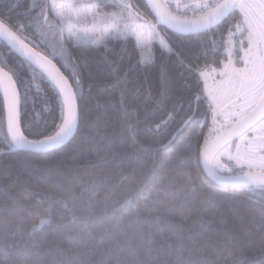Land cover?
<instances>
[{"label": "snow or ice", "instance_id": "6c2138e0", "mask_svg": "<svg viewBox=\"0 0 264 264\" xmlns=\"http://www.w3.org/2000/svg\"><path fill=\"white\" fill-rule=\"evenodd\" d=\"M105 161L148 191L96 217ZM5 168L0 264H264V0H0Z\"/></svg>", "mask_w": 264, "mask_h": 264}, {"label": "trees", "instance_id": "16d2710c", "mask_svg": "<svg viewBox=\"0 0 264 264\" xmlns=\"http://www.w3.org/2000/svg\"><path fill=\"white\" fill-rule=\"evenodd\" d=\"M104 102V97H100V103ZM206 131V129H205ZM142 140L148 139L147 137L142 136ZM104 145L100 144L97 146L98 150L102 153L104 150ZM134 156L133 155H127L125 156L123 162L120 164V169L127 170L128 166L133 163ZM5 164H7V160L5 161ZM18 168H23L24 167V162L21 161L18 165ZM116 167V162L115 161H105L103 163L98 164L95 168H92L88 170L91 173V176H103L108 173H111L107 184L109 186H115L114 192L111 194V198L107 201L104 200L105 196V189L102 188L97 200V203L95 204L94 208V216L96 217H102L105 214V208L110 212L119 202L121 199H123V193L124 189L129 187V186H134L136 187V194L135 198L133 201L134 206L139 205L141 202L140 200V195L143 193L141 192V189H143V192L148 191V187L145 185V177L141 176L140 174H137L136 176H128L127 178L122 179L120 175L118 174L119 170ZM155 171H159V168L157 167L154 169ZM6 171L5 169H0V172ZM74 183L76 176L78 175L77 173H68ZM79 175H83V173H79ZM30 176L29 172H24L22 177H21V184L24 183L26 179H28ZM33 182H35L36 177L32 176ZM82 184H76L75 185V190L77 193H79L82 189ZM173 187L179 188L180 184L177 182ZM238 190V189H237ZM51 191H58V189L53 188ZM219 198H223V193L220 194ZM23 201V197H19ZM199 199V192L195 193L193 198H192V204L195 206V202ZM241 204L239 205V214L243 215L245 218V222L247 223L248 221L251 220L253 216H256L259 214V207L258 205L255 204H249L243 196H241ZM79 202H74V206H78ZM128 211H132V208H129ZM225 215H229V219H232L231 214L227 213V208L224 209ZM19 212V209L16 207V205L9 199L0 196V235H4L10 231H14L16 224H17V213ZM245 212L247 213L245 215ZM219 218V214L218 217ZM60 224L63 226L61 229V232H67L69 229L74 227L73 222L70 219H64L60 221ZM217 227H220L219 225ZM97 239L99 238V234H96ZM57 238L63 239L62 235L58 236ZM65 246L66 243H65Z\"/></svg>", "mask_w": 264, "mask_h": 264}]
</instances>
